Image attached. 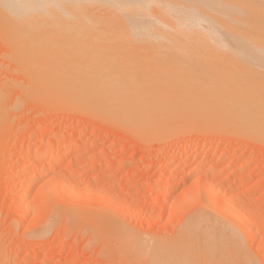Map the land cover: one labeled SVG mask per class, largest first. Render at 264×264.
<instances>
[{
	"label": "rangeland",
	"instance_id": "obj_1",
	"mask_svg": "<svg viewBox=\"0 0 264 264\" xmlns=\"http://www.w3.org/2000/svg\"><path fill=\"white\" fill-rule=\"evenodd\" d=\"M16 1L19 3L22 2L21 0H2V1L0 0V4L1 2H3V4L0 5V8H2L0 9V12L1 11L5 12V10H7L8 12L7 11L6 12L11 15V16L9 15L10 17H12L15 16L14 14L20 12L21 8L22 9L27 8L26 5H22L21 3L19 5V3L17 4ZM135 1L136 0H132L129 2L130 4H133V7H131L132 9L130 8L129 11H132L134 9L133 12L135 13L138 10L137 11L138 14L140 11L142 15L141 14L139 15H141L142 19L146 17L149 23L147 24L146 22L147 20L144 19L146 21L143 24L144 25L146 24L149 27V29L154 28L153 30H150V32L154 31V33L152 32L153 34L157 32V28L159 27V25L160 26L164 25V23H167L165 25H169L170 23H174V22H177V24L176 23L175 24L180 26L182 25L187 26L189 24L186 23H190L192 25H196V24L201 25L206 28L209 25H210L209 27L215 28L214 25H216V27L218 28L217 29L215 28V30L217 31L220 29L224 31L226 28H228L229 30H232L231 32H234L236 28L238 29V27L239 28L245 27L244 29L249 27L247 28V30L249 29V33L252 32L251 30L255 31L254 29H256L257 32L259 31L260 28H255V26L256 27L263 26L264 28V24H262L264 23L263 20L264 0H257V1L253 0L254 1L253 4L252 3L250 4L252 0H246V1L240 0V2L238 0L236 1L234 0V2H232L233 0H227V1L210 0L211 3L209 0H199V1L173 0L171 3L174 2L176 5H174V3L170 4V0L169 1L138 0L140 4L139 5L140 8L137 7L136 4H134ZM103 2L100 3L99 1L98 3H94L92 6L94 8L97 7L100 8L102 6H105ZM241 2H243L242 3L243 7L240 4ZM244 2L245 3L248 2L247 5L250 4L252 6L250 7V5L247 6L245 4L246 8H244ZM255 2H258V4H255ZM155 3L158 4L156 5ZM208 3H210V5ZM183 4L184 5L187 4L188 6L187 5L183 6ZM238 4H240V6ZM16 5L18 7H16ZM153 5L154 7H152ZM261 5L262 7L260 8ZM258 6L259 8H257ZM248 7L249 10H247ZM12 8L15 10V13L13 15H12V11H13ZM16 8L19 10H16ZM235 8H239L240 10L239 9L236 10ZM154 9L157 10L155 11ZM194 10H196V12L200 10L199 14L195 13ZM161 11H163V13L165 12L166 16ZM247 11L251 13L248 14ZM205 12L206 14L208 13L209 14L206 16ZM254 12L257 13L258 15L257 18H256V13ZM144 13L145 14L147 13L148 16H146ZM258 13H260V15L262 16L260 17ZM127 14H126L127 17H129V13ZM143 14L145 17L143 16ZM170 14H173L171 15V17L174 16L172 17L174 19L168 17L169 19H171L169 20L170 22L163 23L155 19V17H158V15L167 17L170 16ZM182 14H184V16ZM201 14H203L204 16ZM123 15L124 17H126L125 14ZM130 15H132V19L134 17V22L136 20L135 17H138L140 21L142 20L141 17H139V15L133 16L134 14H132L131 12ZM190 15L192 16L190 17ZM212 15H214L219 20L216 21V18L213 17ZM218 15H221V17L223 18H221ZM205 16L206 17L209 16V17L205 18ZM245 17L247 18L246 20L244 19ZM209 18H212L213 20L212 19L211 20L213 22ZM201 20L205 21V23L200 22ZM232 20H234L235 22ZM214 21H216V23ZM240 21L243 22L239 24ZM137 22L139 21L137 20ZM183 22L185 23L183 24ZM212 23L214 24L212 25ZM230 23H233V26L237 25L238 27L234 26L235 27L234 28ZM95 24H96L95 27H98L99 25L100 27L103 26L102 28L106 30L109 29L107 33L106 31H102L100 28H99L100 30L99 32L97 29H95L96 33L98 34L101 33L106 34L107 36V37L105 36L106 38H108L109 35H112V33L108 34L109 31L110 32H113V30L117 31L116 29H112L113 28L112 26H108L107 23L106 24L105 22L103 23V21L100 23L97 22ZM155 24L158 26L154 27ZM206 24L207 26H204ZM221 24L225 28L222 26L219 28V25ZM139 25H142V22ZM227 25H230V27L229 26L227 27ZM231 26L233 29L231 28ZM50 28L51 27H48V29ZM54 28L57 29L56 27ZM228 29L225 30L227 32L224 31L227 34L231 33ZM247 30H245L244 35L248 32ZM84 31L86 32L85 36L83 37L84 34L83 32L81 38L83 39L85 38L87 41L90 38L89 36H91V34L89 36H86L88 32L87 30ZM90 31L89 33H95L94 30L93 32ZM55 32H57V30H55ZM235 32H236L235 34L238 35L235 37L239 39L240 35L238 33L241 32L238 30H236ZM249 33L246 34L247 36L245 35L246 37H248L249 35L248 39L252 35ZM2 34L3 32L1 31L0 33L1 36L0 37V264H38L39 262H41L40 264H125L124 263L125 260L122 257V253H121L122 251L118 250L121 249V246H119V243H117L118 242L117 239L116 238L113 239L110 236L108 237L106 231L104 229L99 228L102 227V225L106 226L107 223H110L112 221L111 223L116 225L118 228L119 226H121L122 228H126L125 230L129 233L132 232V234L135 237L145 238L149 242L153 241L152 239L155 240L156 237L157 238L159 237L158 239L160 240L161 239L166 240L167 237H168L167 239H169L171 236L175 235L174 233H177L180 230L181 226L184 225L183 224L184 221H188V220L190 221L192 217H196L195 216L196 213L197 215L203 214L205 212L209 213V210L211 211V209L212 212L215 214L212 216L216 218L220 217L224 221L227 220L228 222L227 221L226 222L228 223V225L231 228H234V232L236 236L240 239V243L242 244V245L240 244L241 247H244L245 249L244 251L248 253L252 257V259L256 261V264H264V181H263L264 180V142H263L264 139L261 138L258 133L256 132H255L256 134L252 133L254 131L245 132L244 131L245 129H243L242 131L239 128H238L239 130H237L235 126H233V128L236 129L233 130L230 122L229 121L227 122L225 119L228 116L226 114H225L226 116H224V114L218 115V113L219 114L223 113L221 111L222 108L219 110L220 108L219 105L218 108L216 107L214 109L216 110L215 113H217V110L221 111L217 113L219 118L216 117L217 116L216 114H212L213 113L211 112L212 108L210 111L208 109L207 113L208 114L211 113V116L210 114L209 115L205 114L206 117L208 116V119L202 118L201 123L203 120L205 123V124L202 123L203 127L202 126L197 127L196 123L199 124V126L201 125L199 119H201L202 117L201 115H204L205 111H203L204 112L203 113L201 110L200 113L202 114H197L199 113L198 110L197 113H192L194 115L193 119L192 117L190 119L188 118L190 117L189 115L191 114H189V112L186 111L188 113V116L186 113H185L186 115L184 114V116L183 115L182 116L185 119L187 117L188 120L187 119L185 120L183 118L182 119L183 122H182L181 119L179 118L180 120L178 121L181 122H179L180 124H178V126H180L181 123L185 124V122L187 121L190 122V120L192 119L193 121H191V123L193 122V124H195L196 127L190 126L191 128H188L190 123L187 122V127H185L186 124L185 125L182 124L181 126L184 127L180 126L179 128L173 129V131L175 130L174 132L171 129L170 133L171 132L173 133L170 134L168 132L169 135L168 134L166 135L165 133L166 137L160 136L161 139L159 137L158 138L159 140L157 138L150 137L154 141H152L151 139H147L145 141V139L149 137L146 136L145 139L143 138L144 141L140 142L139 139L141 137V136L139 137L140 131L136 132V130L133 129L135 130L134 132L131 131V129L127 130L126 129L127 127L123 128V125L121 124L120 126L114 123L106 122L107 119L105 120V117H103L102 119L101 118L102 116L100 115L98 116L97 114H94V112L93 113L91 112L93 108L87 107L86 109H84L86 107L85 103L83 106L84 108L82 109L79 108V106L72 103L73 101L72 99L71 102L69 101L70 99L68 100L67 98H65V100L67 99L69 102L67 100L66 101L62 100L60 97V95L63 97L62 94H59L58 96L57 95L58 93L57 94L55 93L56 94L55 95V94H49L48 92L47 93L46 92L43 93L40 91L32 92L28 90L27 85H29L28 82L30 81H28L26 77L28 76L27 74H29V72L26 71L27 68H24L25 65L23 67L22 64L23 62L21 63L22 65L21 64L20 65L24 68V70L22 68H19L20 65L16 67L17 61L19 64L20 60L16 59V57H14L15 55H11V57H9L10 53H12V50L10 53H8L10 49L15 47L10 48L6 44L10 40L8 42L7 41L5 42L7 46L3 44V42L5 41L3 39L5 38H2V36L5 37L6 35H4L5 33L3 35ZM241 34L243 35V33ZM24 36L26 39V35ZM47 36L50 35L48 34ZM53 36H55L57 39L59 38L57 37V35L53 34ZM179 36H180L179 40H182V42L180 41L179 43L185 46L186 49L187 48L191 49L193 45H194L192 48L193 50L197 47L199 48L200 53L198 52L199 51L198 48L197 50L196 49L194 50V52L196 51L199 60L198 59L196 60L197 58L196 56L190 58L192 61L190 59L188 60L187 57H191V56L183 55L184 52L182 54L176 52L177 53L176 54L174 52L169 53L170 52L169 50L168 53L165 52L166 50L165 51L160 50L161 51L160 53H157L158 51H156L155 53L157 55L160 54L161 56L156 57L155 55V59L156 58L160 59V57H163L165 55L164 53H166L167 55H165L162 58L163 61L161 60L163 64L170 65L173 63L175 64L174 66L179 67V69L181 68V71H183V74H180L182 73L181 71H177L175 75L171 74L170 78L174 79L172 80V82L175 83V81H177L176 83L181 84L182 81L181 82L179 81L184 79L187 76V74L188 75L190 74L189 76L191 77L195 76L194 80L196 82L204 83L203 82L204 80L199 79V76L202 75L203 77L202 76L200 77L202 79L206 78L207 76L210 77L211 75L210 73H212L213 71L214 72L212 74L215 75V77L217 76V78H215L213 75H211L212 78L211 77L210 78L213 81L214 79H218L217 81L215 80L214 82L209 80L210 78L207 79L206 81L208 80L209 81L204 84H209L211 86H209V89L208 88L203 89L204 93H202L203 90L202 92L196 91V93H194V90L192 89L190 90H192L193 93L190 90L188 91V89H186L188 92L187 91L181 92L184 95H186L185 93H187V96H189L188 98L187 96H185L187 98V99L185 98L187 103L189 102L188 99H190V97L191 99L193 95L195 97V94L198 95L195 98H196V102L199 104L201 103L200 101L198 102V100H202L204 102L206 99L208 100L209 96L211 95L210 97L217 96L216 99L218 98L217 100H219L218 104H220L223 101L222 102L223 104L222 103L221 104L222 106H225L227 105L225 104L226 103L225 101L226 100L228 101V99L231 98L232 99L236 98V94L238 95L240 93V95L242 96L243 92L244 94L247 91L250 92L249 90L252 87L249 86V84L251 85L252 82L259 84L262 83V85L264 84L263 81L264 71L263 72L260 71L261 68H262L261 70H263L264 66L261 67V64H258L256 66L255 64L257 63V59L255 61L254 57L248 58L247 56L246 57L247 59H245L244 57L238 58V56H236L237 58L236 57L234 58L230 56V54L228 56V52L226 48L227 45L224 46L217 45V48H214L213 44L214 43L218 44V42L216 41H212L211 42L212 44H210V42L204 43L202 39H196L187 42L188 37L190 36L188 35L187 36L179 35ZM98 37L100 38L99 35ZM79 38L80 37H78V39ZM93 38L95 40L94 36ZM151 39L153 42H157L156 41L157 38H151ZM151 39L149 40L151 41ZM91 40H93L92 37ZM201 40L203 42H201ZM227 40L229 42V39ZM113 42L114 41H112V43ZM193 42L198 46L193 44ZM11 43H12V39H11ZM11 43L9 42V45ZM112 43L110 42V44ZM155 44L156 43L152 44V49H155L153 47ZM203 44L206 45L208 44L207 45L208 47L211 46L210 48H206L207 46L204 45V48L208 49L209 51H205L206 49H200L203 48ZM234 44L232 43V45ZM187 45H189V47ZM113 47L115 49L113 48L111 50L117 49L115 46ZM221 47L224 48V50L223 49L220 50ZM217 49L219 51H217ZM163 51L164 53H162ZM125 52L127 51H124V53ZM205 52H206V59L204 57ZM202 53L203 55L202 57H200ZM218 53L220 54L221 57L217 56ZM141 54L139 53L138 55ZM170 54H174L173 57L175 56L174 58H178V59H169V58H173L171 57L172 55ZM182 55L185 56V58ZM208 55L215 56L216 58L213 57L215 58V60L212 59V56H210L211 58L209 57V59L212 61L211 62L209 59H207ZM223 56L225 57L223 58ZM140 58H142V56H140ZM13 59L15 61L14 63L16 64H14L11 61ZM200 59L202 60V62ZM221 59L224 63H226L228 60L230 61L233 60L232 61L233 63L228 61L227 64H224L222 61H217ZM239 60L241 61V63ZM242 60L245 61L246 63L243 62ZM263 60L262 62H264ZM164 61L168 63H165ZM193 62L194 64H192ZM195 62L197 63L195 64ZM198 62L201 64L199 65ZM221 62L223 65L221 64ZM214 63L215 65H213ZM230 63L235 68L231 66ZM244 66L246 67L244 68ZM197 67L200 69V70L198 69L199 72L197 71ZM206 67H208L207 71L211 70L209 71V73L206 72L205 69ZM218 67L221 68L223 67V68L221 69ZM236 68L237 71L235 70ZM242 68L244 69V71ZM184 70H187V72L188 71L191 72L192 70V72L186 73V71ZM223 70L225 73L223 72ZM226 70L229 77L226 74ZM238 70L242 71L243 73L241 72L240 75L239 74L240 71ZM255 71L257 72L259 71L258 73V75L260 74L259 76H261L262 74L263 77L261 76V78H263V80L262 79L257 80L258 79L257 74H255L257 72ZM193 72L195 73L197 72L196 74H199V76ZM221 72H223L224 75H227V77L221 75L220 74ZM244 72H246L248 77H246L247 76L246 74L242 76ZM247 72L250 74H248ZM172 73L174 74V72ZM178 74H180L181 77L179 78L180 79L179 81H178L179 76L176 77L177 80H175L176 78H174ZM181 75L182 76L185 75V77L182 78ZM250 75L252 76V78L256 76L255 77L256 79L253 78L254 79L253 80ZM196 76H198L199 79L198 81ZM223 78L227 83L224 82ZM238 78L241 80H239ZM228 80L230 81L233 80V81H231L230 83V81L228 82ZM219 81L224 83L222 84ZM217 82L219 83V85L217 84ZM176 83L175 85L178 86L179 84L177 85ZM232 83H237V85L241 84L240 86L243 87L244 90L243 88L241 89V87L239 86L240 90L243 91L239 90L240 92L239 91L237 93L235 92L236 93L235 94L234 91L236 90L233 89L234 91L232 90V92L234 94L231 95L230 93L231 87L230 86L228 87L230 89L229 90L226 88V86ZM224 84H226L225 87ZM214 89H216V92L213 95L212 92L214 93ZM226 89L229 91L227 92ZM261 89L263 91V87H261ZM208 90L210 91V93L208 92ZM174 93L171 92V94ZM177 93H180V91H176L175 94ZM205 93L208 95H206ZM216 93L219 95H217ZM223 93H225V96L223 95ZM184 95H182V97ZM201 95L202 97L207 96L208 98L207 97L205 99L202 97L199 98V96ZM220 96H222L221 98L223 100L221 98H220L221 100L219 99ZM224 97H226L227 99L224 100ZM242 97H244V95ZM210 99L212 98H209V100ZM206 101L205 103L209 102ZM182 102L179 105L182 104L181 106L189 107L186 106L187 104L186 102H183L185 103V105H183ZM203 102L202 104H205ZM216 102L218 101L216 100L214 101L213 98V101H210L206 106L210 108V106H212L213 104L216 105L217 104ZM77 104L80 105V103L78 102ZM82 104L83 103H81V106ZM214 105L213 108L215 107ZM190 109L192 108L189 107V110ZM198 115L200 116V118ZM212 115H214L215 118H213ZM195 117H197V119H194ZM211 117L213 120L210 119ZM220 117L222 118L220 120L221 123L220 121L219 122L215 121V119L216 120L220 119ZM209 119L215 121L216 124L213 122L211 123L213 125H211ZM194 120L196 121L199 120V122L194 123ZM206 120H209V122H207L208 124H206L205 122ZM206 125H208L209 127H207ZM239 131L241 132V134ZM260 142H262L263 144ZM43 145L44 146L46 145L45 147H47L44 156L43 155L42 157L33 156L32 153L35 151V149L36 150L37 148L42 149ZM60 145L63 147H61ZM27 154H29L30 156L27 157L26 156ZM220 156L223 157L219 158ZM54 158H56L57 160ZM54 160H56L58 163L55 162ZM214 167H216L215 168L216 170L214 169ZM41 171H43V173L41 176L38 177L37 175ZM23 173L27 179L21 181L19 176L20 174L22 175ZM245 177L246 180H244ZM204 190H206V192H204ZM211 194L214 197L216 195L218 197L216 196V199H214L211 196ZM198 195L199 198H197ZM186 196H190V197L187 198ZM217 198H219V200H221L224 203L223 204L222 202H219V204L224 205V207L226 206L225 208L227 209L229 208L228 212H230L231 210L233 211L232 213L230 212L228 214L229 216H227L226 214L224 216V213L222 212L220 213V211H222V209L220 208L221 205L216 206L215 204L214 207L213 205L211 206V203H213L214 200L215 202L218 201ZM65 209H67V211ZM70 212L72 214H75V217L81 214L80 217L76 218L79 219V221L76 220L74 218V215L70 214ZM77 212L80 214H78ZM64 213L67 214L63 215ZM233 213H236L237 216H235V214ZM81 216L83 217L82 221L84 223L87 222V224L86 223L84 224L81 221L82 219ZM86 216L87 218L88 217L90 218V219L88 218L89 219L88 221H86L87 220L86 218H85L86 220L84 221V217ZM207 216L209 217V215ZM95 217L98 219H96ZM91 218L93 219L92 222H91L92 220ZM181 219L184 220L182 221ZM240 220L242 222H240ZM105 221H107V223H104ZM235 222L237 224L239 222H240L239 224L241 223H245V224L239 226L236 225ZM105 226L102 228H105ZM240 227L242 228L245 227L246 229L243 228L241 230ZM250 235L253 236L252 237L253 239L251 241L249 240ZM238 238L237 240L239 241ZM112 239L116 241L112 243L113 242L111 241ZM111 243L114 246V248L117 247L118 249H113ZM114 244L117 246H115ZM24 256H26V259L22 260Z\"/></svg>",
	"mask_w": 264,
	"mask_h": 264
},
{
	"label": "bare ground",
	"instance_id": "obj_2",
	"mask_svg": "<svg viewBox=\"0 0 264 264\" xmlns=\"http://www.w3.org/2000/svg\"><path fill=\"white\" fill-rule=\"evenodd\" d=\"M21 1L22 2H20V3L22 5H26L27 8H24V9L21 8V11L16 13V14H14L15 10L12 8L13 9V11L11 10L12 15L14 14L15 16L10 17L11 15L9 13H7L8 12L7 10H5V12H3V11L0 12V26H1L0 30L3 32V34L5 33L4 35L7 36V39H6V36L5 37L2 36V38H5V39H3V40H5L3 42V44H5L6 41L8 42L9 40H10L9 42L11 43V39H12V43L10 45H9V42L6 44L10 48L15 47L12 49L9 48L10 50L9 49H7V50H9L8 53H10L12 50V53H10L9 57H11V55H15L14 57H16V59L20 60L19 64L17 61L16 67L23 62L22 63L23 67L25 65L24 68H27L29 70L28 71L26 69V71L29 72V74H27L28 76L26 77V79H28V81L31 82V83L28 82V84H29V85H27L28 90H30L32 92L33 91L34 92L40 91L43 93L48 92L49 94H55V93L57 94L58 93L57 94L58 96H59V94H62L63 97L60 95L62 100H65V98H67L68 100L70 99L69 100L70 102L73 100L74 102L72 101V103H74L75 105L79 106V108H82V109L84 108L83 106L85 103L86 107L84 109H86L87 107L93 108V110L91 112L92 113L94 112V114H97L98 116L99 115L102 116L101 117L102 119H103V117H105V120L107 119L106 122L114 123L117 125L121 124V125H123V128L127 127L126 128L127 130L131 129V131H134V132H135V130H136V132L140 131V135H139V137L141 136L139 138L140 142H143L144 141L143 138L145 139L146 136H149V137L146 138L145 141L147 139H151V138H157L158 139L160 136L166 137L165 133L167 135L168 132L170 133L171 129L173 131V129L179 128L183 124V123H181V125L178 126V124H180L179 122H181L182 119L184 118L183 117L184 114L186 113L188 116V113L186 111H188L189 114L192 115V116L189 115L190 116V117H188L189 119L191 117L193 119L194 115L192 113H197V110L199 111V113H197V114H202V113H200L201 110H202V112L205 111V113L203 112L204 115H201L202 117H201V119H199L200 123H201L202 118L208 119V116L206 117V115L210 114V116H211V113H209V114L207 113L208 109L210 111L211 108H212L211 112H213L212 114L217 115L218 112L222 111L223 113L222 114L218 113V115H223V114H224V116L227 115L228 117H226L225 119L227 122L228 121L230 122L233 130H235L237 128V130L241 129L242 131H243V129H245L244 130L245 132L254 131L252 133H254V134L258 133L260 135V137L264 139V92H263L264 91V84L262 85V83L261 84L253 83L250 80L253 83V86H252V83H251V85L249 84V86H251L252 88H250V90H249L250 92L247 91L245 93L246 95L243 92L244 97H242L243 95L241 96L240 93L238 95L236 94L240 90L239 86L241 84L237 85V83H232L230 85H227L226 86L227 89H229L228 88L229 86L231 87L230 88L231 90L229 89L231 95H233L236 92L235 93L236 98H233L235 100H233L232 98L228 99V101L227 100L225 101L226 102L225 104H227V105L222 106L223 101L221 102L222 104L221 103L218 104L219 100H217L218 98L216 99V97H217L216 95H215L216 97H214V96L210 97L211 96L210 95L209 98H212L210 100L206 96L208 98V100L206 99L207 101L205 100L206 102L213 101V98H214V101L215 100L218 101V102H216L218 104V106H217V104L214 105L212 103L215 107L213 108V105H212V106H210V108H208L206 105L209 102L205 103V101L203 102L202 100H198V102L200 101L201 104L196 102L195 97L198 96L196 94H195V97L193 95V97L195 99L193 97L191 99V97H190V99H188L189 102L187 103L186 99L189 96H187V93H185L186 95H184L181 92H183V91L186 92L187 91L186 89H188V91L190 89H192V90H194V93H196V91L202 92V90L205 88L209 89V86H211V85L204 84V83H207L209 80H211L212 82H214L215 80L216 81L218 80V79H214L215 75L212 74L214 71L212 70L213 72L210 73L211 75L214 76L213 77L214 81L211 79L212 78L211 75H210L211 78L207 76L206 78L202 79V78H200L202 75L199 76V74H196L197 72L196 73L193 72V73L198 75L199 79L204 80L203 81L204 83L196 82L194 80L195 76L191 77V76H189L190 74L189 75L187 74L186 77H185L186 74L184 76L181 75L182 78L183 77H185V78L180 80L179 79V78H181L180 74H183V71H181V68L179 69V67L174 66L175 64H173V63H172L173 65L170 63H169L170 65H168V64H163V62H162L163 61L162 58L165 55H167L166 53H164L165 50H166L165 52H167V53H168V50L170 51L169 53L178 52V53L182 54L184 52L185 54L183 53V55L191 56V57H187L188 60L190 58H193L194 56H196V57L198 56L196 54V51L194 52V50L195 49L197 50L198 47L193 50L192 49L194 46L193 45L191 49H189V48L186 49L185 46H183L181 43H179L180 41L182 42V40H179V37H180L179 35H181V36H183V35L187 36L188 35L190 37H188L187 42L193 41L196 39H202L204 41V43L210 42V44H212L211 43L212 41H216V42H218V44L214 43L213 47L217 48V45H220V46L221 45H223V46L227 45L226 48H227L228 56L230 54V56H232L234 58L236 56H238V58L244 57L245 59H247L246 58L247 56H248V58L254 57L255 61L257 59V63L255 65L257 66L258 64H261V67H263L264 66V64H262V63H264V62H262V60L264 59V28H263V26L262 27H256L255 26V28H260L259 29L260 33H259V31L257 32L256 29H254L255 31L250 29L253 33L251 31H250L251 33H249V29L247 30V28H249V27H247L246 29H244L245 27L244 28L240 27L241 28L240 29L237 25H234V26L238 27V29L236 28L235 31L238 30L241 32V30L243 29L241 32V33H243V35L245 33V30L248 31L246 34H248V33L252 34L251 37L248 39L249 35H248V37H246L247 36L246 34H245L246 36L245 35L243 36L241 33L237 32L240 35L239 39H237L235 36H238V35L235 34L236 33L235 31L231 32L232 30H229L228 28H226V29H228L231 33H228V34L225 33V32H227V31H225L226 29L224 30L225 32L222 29L217 31V30H215V28L216 29L218 28V27H216V25H214L215 28H213V27L211 28V27H209L210 26L209 25L208 27L210 29L208 27L206 28V27H203V26L197 25V24L192 25L190 23H186V24H189L187 26L176 25L177 22L170 23L169 25H165L167 23H164V22H170L169 20H171L168 17H170V18L174 17V16L171 17V15H173V14H170V16L165 17L166 16L165 12L163 13V11L166 10L165 9V10L161 11L165 16H159L158 15V17H155V19L157 21L163 22L164 25H161V26L159 25V27L157 28V32H155V34H153L154 31H152L153 32L152 33V32H150V30H153L154 28L149 29V27L146 24L145 25L143 24L147 20V18L144 16L145 13L143 14V16L145 18L142 19V17H141L142 14L140 13V11H139V14H141V15L138 14V12H137L138 10L135 13L133 12L134 9L132 11H129L130 8L133 7V4L129 3L132 0H125V1L124 0H25V1L21 0ZM99 1H100V3L103 1H106V2H103L105 4V6H102L103 8L100 7L101 9L98 7L94 8L92 5L94 3H98ZM136 1L134 2V4H136L137 7H139V5H140L139 1L138 0H136ZM167 1H169V0H167ZM172 1L173 0H170V4L174 3V2L171 3ZM238 1L240 2V0H238ZM241 1H244V0H241ZM232 2H234V0ZM253 2L254 1L252 0V2H250V4L251 3L253 4ZM18 3L19 2H17V4ZM20 3H19V5H20ZM192 3H193V1H192ZM210 3H211V1H210ZM210 3H208V4L210 5ZM242 3L243 2H241L240 4L243 7ZM247 3L244 2V8H246L245 4L247 5ZM1 4H3V2H1ZM14 4H16V3H14ZM187 4H185V5H187ZM202 4H203V2H202ZM233 4H231V5H233ZM240 4H238V5L240 6ZM250 4H248L247 6H249ZM255 4H258V2H255ZM255 4H254V6H255ZM174 5H176V4L174 3ZM177 5H178V3H177ZM185 5L183 4V6H185ZM4 6H5V3H4ZM170 6H172V5H170ZM251 6L252 5H250V7ZM11 7H14V6H11ZM16 7H18V6L16 5ZM152 7H154V5ZM236 7H238V6H236ZM261 7H262V5L260 6V8ZM257 8H259V6ZM0 9H2V8H0ZM157 9H160V8H157ZM235 9L237 10L239 8H235ZM16 10H19V9L16 8ZM247 10H249V7ZM262 10H263V8H262ZM199 11L196 12V10H194V12L197 14H199ZM126 12L129 13V17H127L128 14ZM130 12L132 14H134L133 16L139 15V17H141L142 20L140 21V19L138 17H135L136 18L135 22H137V20L139 21V22L135 23L134 17L132 19V15H130ZM213 12H211V13H213ZM244 12H245V9H244ZM251 12H252V10H251ZM258 12H260V11H258ZM153 13H155V12H153ZM229 13H231V12H229ZM247 13L250 14L249 11H247ZM254 13H256V12H254ZM123 14H125L126 17H124ZM159 14H161V13H159ZM205 14H206V12H205ZM208 14H206V16ZM215 14H217V13H215ZM258 14L260 15V13H258ZM145 15L148 16L147 13ZM182 15L184 16V14H182ZM201 15H203V14H201ZM176 16H178V15H176ZM191 16L192 15H190V17ZM206 16H205V18L209 17V16L208 17H206ZM212 16L215 17L214 15H212ZM218 16L221 17V15H218ZM252 16H253V13H252ZM252 16H250V17H252ZM261 16L262 15H260V17ZM257 17H258V15L256 13V18ZM192 18H194V17H192ZM212 18H209V19L211 20ZM221 18H223V17H221ZM144 19H146V20H144ZM172 19H174V18H172ZM188 19H189V17H188ZM244 19L246 20L247 18L245 17ZM143 20H144V22H143ZM217 20H219V19L216 18V21ZM102 21H103V23L105 22V24L107 23L108 26H112L113 27L112 29H116L117 31H115V30H113V32L109 31L108 34L112 33V35H109L108 38H106L107 37L106 34L96 33L95 29H97L99 32L100 31L99 28L102 31H106V33L109 30V29L106 30V29L102 28L103 26L100 27L98 24H97L98 27H95V25H96L95 23H97V22L100 23ZM192 21H193V19H192ZM216 21H214V22L216 23ZM232 21H234V20H232ZM141 22H142V25H139V24H141ZM146 22H147V24H149L148 20ZM200 22L205 23V21H202V20ZM241 22H243V21H240L239 24ZM150 23H152V22H150ZM184 23L185 22H183V24ZM105 24H104V27H105ZM135 24H137V25H135ZM180 24H181V22H180ZM213 24L214 23H212V25ZM222 24L219 25V28L221 26L224 27L223 26L224 24L223 25ZM230 24H232V26H233V23H230ZM262 24H264V23H262ZM101 25H103V24H101ZM157 26L158 25L155 24L154 27H157ZM204 26H207V24ZM228 26L230 27V25H227V27ZM232 26H231V28H232ZM48 27H51V28L48 29ZM54 27H56L57 29H55ZM32 28L33 29L36 28L37 30L34 29V30H36V31H34ZM82 28L84 30H87L88 33L90 30H92L90 32H93V30H94L95 33H89V34L87 33L86 36H89L90 34H91V36H89L90 38L88 37L89 39L87 38L88 40L86 41L85 38H84L85 40L83 38H81V35L83 34V32H84L83 37L85 36V33H86ZM112 29H110V30H112ZM55 30H57V32H55ZM81 30H83V31H81ZM1 31H0V33H1ZM52 33L54 35H57V37H59L60 39L59 38L57 39L55 36H53ZM48 34L50 36H47ZM24 35H26V39H25ZM92 35L95 37V40H94ZM98 35L100 36V38L98 37ZM78 37H80V38L78 39ZM91 37L93 40H91ZM151 38H157V40H156L157 42H153ZM149 39H151L152 42ZM227 39H229V42ZM202 40H201V42H203ZM230 40H231V42H230ZM112 41H114V42L112 43ZM154 41H155V39H154ZM110 42L112 44H110ZM194 42H193V44H195ZM154 43H156V44L153 47L156 50L152 49V44H154ZM232 43L233 44L235 43V44L232 45ZM204 45H206V44H203V48H200V49H206V48L211 47V46L208 47L207 46L208 44H207L206 45L207 47L205 46L206 48H204ZM113 46H115L117 49L111 50L114 48ZM187 46L189 47V45H187ZM196 46H198V45H196ZM199 47H202V46H199ZM218 49H217V51H219ZM221 49L224 50V48H222V47L220 48V50ZM160 50H164L162 53H164L165 55L164 56L162 55L163 57H160V59H157V58L155 59V55H156V57L161 56L160 54L157 55L155 53L156 51H158L157 53H160L161 52ZM198 50H199V48H198ZM124 51H127V52H125L127 55L124 53ZM205 51H209V50L206 49ZM137 52H138V54L139 53L140 54L142 53V54L138 55ZM198 52L200 53V50ZM8 53H7V55H8ZM203 53L201 54V56L200 55L199 56L202 57ZM219 53H218V55L217 54L216 55L220 56ZM209 54H210V52H209ZM170 55H172L171 57H173L174 54H170ZM133 56H135L139 59H137ZM140 56H142V58H140ZM210 56H212V55H210ZM210 56L208 55L207 59H209ZM174 57L169 58V59H178V58H174ZM183 57L185 58V56H183ZM204 57L206 59V52H205ZM213 57H215V56H212V59L215 60L216 57L215 58H213ZM224 57L225 56H223V58ZM226 57H227V55H226ZM261 58H262V60H261ZM197 59H198V57L196 58V60ZM165 60H166V58H165ZM11 61L13 63L15 62L14 59ZM177 61H179V60H177ZM191 61H190V63H191ZM217 61H222V59L217 60ZM228 61L232 62L233 60L232 61L228 60ZM228 61L226 63H224L223 61L222 62L224 64H227ZM9 62H10V60H9ZM201 62H202V60H201ZM203 62H204V60H203ZM222 62H221V64H222ZM236 62H238V61H236ZM243 62H245V61H243ZM243 62H242V64H243ZM258 62H261V63H258ZM160 63H162L163 65ZM165 63H168V62H165ZM196 63L197 62H195V64ZM240 63H241V61H240ZM14 64H16V63H14ZM192 64H194V62ZM198 64L200 65L201 63L198 62ZM21 65L19 66V68H22L24 70V68ZM213 65H215V63ZM231 66H233V65L231 64ZM245 67L246 66H244V68ZM259 67H260V65H259ZM207 68L208 67L205 68L206 72L209 73V71H211V70L207 71ZM218 68H221V67H218ZM177 69H179V70H177ZM191 69H194V68H191ZM198 69L199 68L197 67V71H198ZM209 69H210V67H209ZM261 69H260V71L263 72L264 67H263V70H261ZM230 70H231V68H230ZM235 70L237 71V68ZM177 71L182 72V73H180L174 77V78H176L177 76H179L178 81L179 80H180L179 82L182 81L181 84L176 83L177 81H175V83L177 85L179 84L178 86H176L175 83L172 82V80H174V79L170 78L171 74L175 75V73H177ZM184 71H186V73L190 72V71L187 72V70H184ZM238 71H240V70H238ZM243 71H244V69H243ZM22 72H21V74H22ZM172 72H174V74ZM191 72H192V70H191ZM223 72H224V70H223ZM223 72H221L220 74L224 75ZM241 72L242 71L239 72L240 75H241ZM249 72H252V71H249ZM255 72H257V71H255ZM254 73H252V74H254ZM258 73H259V71L257 73H255V74H257V78H258L257 80H260V79L263 80L264 77L262 76V74H261V76L263 78H261V76H259L260 74L258 75ZM226 74H227V70H226ZM245 74H246V72H244V74L242 76H244ZM248 74H250V73H248ZM192 75H194V74H192ZM227 75H224V76L227 77ZM198 76H196L197 81L199 80ZM218 76H220V75H218ZM228 77H229V75H228ZM246 77H248V75ZM246 77H245V79H246ZM255 77L256 76H254L253 78L256 79ZM215 78H217V76ZM231 78H233V77H231ZM231 78H229V79H231ZM251 78H252V76H251ZM207 79H209V80L206 81ZM225 79H227V78H225ZM175 80H177V78ZM223 80H224V78H223ZM239 80H241V79H239ZM229 81L230 80H228V82ZM231 81H233V80H231ZM231 81H230V83H231ZM224 82H226V81L224 80ZM235 82H237V81H235ZM26 83H27V81H26ZM220 83H222V82H220ZM217 84L219 85L218 82H217ZM225 85L226 84H224V87H225ZM260 85H262V86H260ZM220 86H221V84H220ZM261 87H263V91H262ZM242 88L243 87H241V89ZM227 89H226V91L228 92L229 90H227ZM233 89L236 91H234ZM192 90H190V91L192 92ZM232 90L234 91V93L232 92ZM243 90H244V88H243ZM243 90H240V91H243ZM245 90H246V88H245ZM176 91H180V93H177L178 94L177 95V94H175ZM50 92H52V93H50ZM168 92H170V93H168ZM171 92L172 93L175 92L174 93L175 95L171 94ZM208 92L210 93L209 90H208ZM215 92H216V89H214V93L212 92V94L214 95ZM202 93H204V90ZM182 95H184L183 96L184 98L182 97ZM206 95H208V94H206ZM217 95H219V94H217ZM223 95L225 96V93H223ZM239 95H240V97H239ZM185 96H187V98ZM201 97H202V95L199 96V98H201ZM206 97H202V98L205 99ZM221 97L222 96H220L219 99ZM227 97H229V96H227ZM225 99H227V98L224 97V100ZM250 99H252V100H250ZM183 100H185V101H183ZM177 101H180V102H177ZM182 101L186 102L187 103L186 106H189L192 109L189 110V107L181 106L182 104L179 105ZM77 102L80 103V105H78ZM202 102L205 104H202ZM81 103H83L82 106H81ZM89 104H90V106H89ZM183 105H185V103H183ZM219 105H220L219 110L221 108L222 109H221V111L217 110V113H215L216 110H214V109L216 107L218 108ZM218 115L216 117L219 118ZM180 116H182V117H180ZM212 117L215 118L214 115H212ZM212 117L210 119H212ZM179 118L181 119V121H178V120H180ZM188 118L186 117L187 120H188ZM199 118H200V116H199ZM229 118L231 121L229 120ZM192 119L190 120V122L187 121L188 123H190L188 128H191L190 126L196 127L195 124H193V122L191 123V121H193ZM194 119H197V117H195ZM221 119L222 118L220 117V119H217V120L215 119V121L219 122ZM199 120L198 121L194 120V123L199 122ZM209 120L205 121L206 124H208L207 122H209ZM212 120H210V124L213 122L215 123V121H212ZM176 122H178V123H176ZM187 122H185L186 125L183 124V125H185V127H187ZM202 123L205 124L204 120L202 121ZM202 123L200 126H199V124L196 123L197 127H201ZM220 123H221V121H220ZM211 125H213V124H211ZM175 126H177V127H175ZM206 126L209 127L208 125H206ZM233 126H235L236 128H233ZM181 127H184V126H181ZM133 129H135V130H133ZM226 129H229V128H226ZM173 132H171V133H173ZM236 134H237V132H236ZM240 134H241V132H240ZM142 136H144V137H142ZM244 136H246V135H244ZM161 137H160V139H161ZM247 137H248V135H247ZM151 140L154 141L153 139H151ZM260 143H262V142H260ZM45 146L43 145L42 149H38V148H37V150L35 149V151L32 153V155L35 157H42V155L44 156V154L46 152V148H47ZM61 147H63V146H61ZM197 152H199V151H197ZM26 156L28 157L30 155L27 154ZM222 157L223 156H220L219 158H222ZM54 159H56V158H54ZM56 160H54V161L57 162ZM46 166H47V164H46ZM216 167H217V165H216ZM216 167H214V169ZM228 167H231V166H228ZM235 171H236V169H235ZM243 172H244V170H243ZM42 173H43V171H41L37 176L38 177L41 176ZM166 177H168V176H166ZM19 178L21 181H24L25 179H27L24 176V173L22 175L20 174ZM244 180H246V177ZM31 184H32V182H31ZM204 189H206V188H204ZM53 191H54V189H53ZM204 192H206V190H204ZM198 194H199V192H198ZM208 194H209V191H208ZM213 194H215V193H213ZM211 196L214 199H216L217 195L214 197L211 194ZM186 197L189 198L190 196H186ZM197 198H199V195ZM182 200H184V199H182ZM217 200L218 201H216V202L214 200V202L211 203V206L213 205V207H214L215 204H216V206H220L221 204H219V202H222V201L219 200V198H217ZM211 201H213V200H211ZM174 207H175V205H174ZM225 207H224V205L220 206V208L222 209V211H220V213L222 212V213H224V216H225V214L227 216H229L228 214L230 212L232 213L233 211L231 210L230 212H228L229 208L227 209ZM19 208H20V206H19ZM60 210H61V208H60ZM65 210L67 211V209H65ZM65 210H64V212H65ZM211 212H212V209H211V211L209 210V213L207 212L208 214L206 212L203 214L198 213L200 216L197 215V213H196V215H195L196 217H192L190 221L188 219H187L188 221H184L183 222L184 225L181 226L180 230L177 233H174L175 235L171 236L169 239H167L168 237L167 238L165 237L166 240L165 239L160 240V239H158L159 237L158 238L156 237L157 239L154 237L155 240L152 239L153 241L149 242L145 238L135 237L132 234V232H130V233L127 232L125 230L126 228H122L121 226H119V228H118L116 225L111 223L112 221L110 223H107V221H105L104 223H107V225L106 226L102 225V227L105 226V228H102V227H99V228L104 229L106 231V234L108 235V237L110 236L113 239H115V238L117 239V241H118L117 243H119V246H121V249H118L117 247L114 248V246L112 245V243H114L116 240L114 241L112 239L111 241H113V242L111 243V245L113 246L112 247L113 249H118L119 251H122L121 253H122V257L125 260V262H124L125 264H256V261L254 259H252V257L244 251L245 250L244 247H241L242 244L240 243V239L236 236V234L234 232V228H231L228 225V223H227L228 221L226 220L227 221L226 222L220 217L216 218V217L212 216L215 214L213 212L212 213ZM77 213H76V215H77ZM66 214L64 213L63 215H66ZM70 214H72V213L70 212ZM78 214H80V213H78ZM233 214H235V216H237L236 213H233ZM72 215H74V218L76 219V218L80 217L81 214L77 217H75V214H72ZM202 215H204L205 217ZM207 215H209V217ZM83 216H85V215H83ZM87 216L84 217V221L86 219H87L86 221H88L90 219L89 218L90 215L88 217L89 219L87 218ZM93 218H94V216H93ZM96 219H98V218H96ZM220 219H222V220H220ZM236 219H237V217H236ZM76 220L79 221V219H76ZM82 220H83V217H82L81 221ZM92 221H93V219L91 220V222ZM101 221H103V220H101ZM240 222H242V221L240 220ZM85 223L87 224V222H85ZM239 223L238 224L236 223V225L242 226V224L243 225L245 224V223H241V224H239ZM119 225H120V223H119ZM240 228H241V230L243 228L246 229L245 227H243V228L240 227ZM252 237H253L252 235L249 236L250 241L253 239ZM237 238L239 239V241L237 240ZM149 240H150V238H149ZM115 246H117V245H115ZM23 259H26V256H24L22 258V260ZM40 263L41 262H39L38 264H40Z\"/></svg>",
	"mask_w": 264,
	"mask_h": 264
}]
</instances>
